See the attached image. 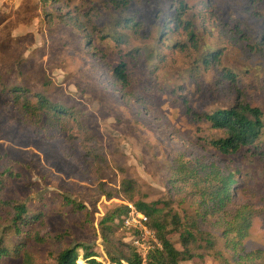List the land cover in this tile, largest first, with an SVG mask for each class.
Here are the masks:
<instances>
[{
  "label": "rangeland",
  "instance_id": "1",
  "mask_svg": "<svg viewBox=\"0 0 264 264\" xmlns=\"http://www.w3.org/2000/svg\"><path fill=\"white\" fill-rule=\"evenodd\" d=\"M36 93L67 112L36 120L22 107ZM241 102L264 116V0H0V264L52 263L77 243L101 264L129 255L119 227L100 222L128 198L123 180L159 202L180 264H264V133L223 154L210 141L224 131L190 114ZM229 175L242 188L221 209L214 183ZM16 203L41 213L21 234ZM246 205L251 227L232 246L223 231Z\"/></svg>",
  "mask_w": 264,
  "mask_h": 264
},
{
  "label": "trees",
  "instance_id": "2",
  "mask_svg": "<svg viewBox=\"0 0 264 264\" xmlns=\"http://www.w3.org/2000/svg\"><path fill=\"white\" fill-rule=\"evenodd\" d=\"M112 3L119 7L120 5H126L128 0H111ZM180 9H185L186 5L179 1L178 3ZM190 27V23H187V27ZM190 38L193 39V32L189 31ZM211 57H206L203 59L204 62L209 63L213 60H218L221 53L215 52L211 54ZM126 64L120 61L113 69L115 77L125 86L128 83L126 74ZM226 75L231 76V73L227 72ZM19 92L16 96V101L19 102V98L22 96L21 88L15 89ZM38 105L32 107L30 102L26 99L22 102V107L25 109L26 113L35 112L39 120L43 115L46 118L55 117L56 119H61L62 116L67 112V108L56 103H52L45 95L41 93H36ZM19 97V98H18ZM190 109L189 106H187ZM190 114L197 119L203 120L214 129H221L224 131L225 136L218 139H211V145L216 148L219 152L223 154H233L238 152L242 147L253 146L264 133V116L259 107L251 106L249 103H238L234 104L229 108L217 109L209 113H195L190 109ZM235 178H238L235 177ZM213 197L217 200L220 208L225 206L230 207L232 198V186L242 185L238 179H234L232 176L221 177L219 181L214 183ZM121 188L124 191L126 201L131 202L135 207L146 214L149 218V226H151L157 235L158 240L161 243V247H155L149 254L145 264H180L182 252L184 250H179L175 247L174 243L169 238V232L167 231V223L162 216V207L159 206L158 201L146 202L139 199H135L131 194V184L129 180H123L121 183ZM14 214L10 221V227H12L16 234H21L22 227L29 225L35 220L39 219L41 213L28 212L26 206L23 203H16L12 205ZM127 206L120 204L115 207L112 211H106L100 222L106 223L108 220L112 221L113 229L121 227L123 216L127 213ZM253 211L246 205L236 209L232 215V222L228 230H224L223 233L233 232L232 237H228L227 241L229 244L234 246L239 243L248 235V230L251 227V215ZM173 223L176 225V229L180 224V220L174 216ZM182 242L187 247L190 241H194L195 236L190 231H185V234H181ZM124 237V234H123ZM209 244H213L211 239H206ZM123 242H125L123 240ZM3 237H0V255L7 253L4 246H2ZM22 244V243H21ZM19 244L21 247L22 245ZM130 248L129 255H120V257L113 256L110 254L112 262L115 264H142L139 255L129 243H126ZM83 252L81 254V259L79 260V250ZM98 252L94 249L92 245H87L83 243H77L76 245L66 247L60 250L52 263L45 264H101L97 260Z\"/></svg>",
  "mask_w": 264,
  "mask_h": 264
},
{
  "label": "built area",
  "instance_id": "3",
  "mask_svg": "<svg viewBox=\"0 0 264 264\" xmlns=\"http://www.w3.org/2000/svg\"><path fill=\"white\" fill-rule=\"evenodd\" d=\"M127 206V213L123 216L120 230L123 232V240L133 246L140 257L141 263L145 264L149 252L155 247H161L155 230L149 226V218L138 210L129 201H122Z\"/></svg>",
  "mask_w": 264,
  "mask_h": 264
}]
</instances>
